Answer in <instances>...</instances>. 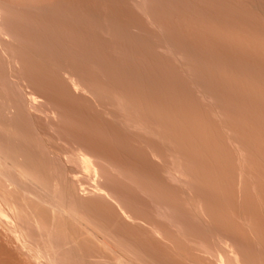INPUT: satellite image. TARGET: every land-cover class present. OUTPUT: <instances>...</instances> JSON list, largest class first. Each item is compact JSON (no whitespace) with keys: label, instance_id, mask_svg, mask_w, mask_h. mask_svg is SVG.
Listing matches in <instances>:
<instances>
[{"label":"rangeland","instance_id":"obj_1","mask_svg":"<svg viewBox=\"0 0 264 264\" xmlns=\"http://www.w3.org/2000/svg\"><path fill=\"white\" fill-rule=\"evenodd\" d=\"M0 8V143L123 255L80 238L72 264H264V0ZM18 245L0 222V264L34 263Z\"/></svg>","mask_w":264,"mask_h":264},{"label":"bare ground","instance_id":"obj_2","mask_svg":"<svg viewBox=\"0 0 264 264\" xmlns=\"http://www.w3.org/2000/svg\"><path fill=\"white\" fill-rule=\"evenodd\" d=\"M0 32L6 35V37L9 36L7 35L8 33L6 34V31L1 27V25H0ZM27 96L29 97V95ZM37 101H39V99H37V96L35 97V95L33 96L31 94V97H29V105L30 104L32 105L27 106V108L37 105L39 103V102L37 103ZM26 104L24 103V105ZM1 143H0V222L5 224L9 228L12 237L19 244L18 246H20L22 251L25 253L26 257L30 260V262L33 261L35 264H70L71 263L70 261L73 257L69 256L68 258L69 251L67 247L69 246L70 242L72 243V245H78L79 242H80L79 244H81L80 238L81 239L83 238L85 240L86 239L92 240V243L96 242L95 245L99 244L101 246L100 248L103 247L110 250L111 252H117L120 255H122V253H120V251H118L104 236L103 234L104 230L103 233L100 232L99 228H96L95 227L96 225L94 224L95 225L94 226L91 223L92 218L88 221L85 218L86 216L84 217L83 216L84 214L82 215V212L81 213L79 212L80 211L79 207H78L79 210L78 211L77 208H75V206L69 203L68 200L70 199L67 200V198H69V195L67 197V193L69 192H67V190L71 188H67L68 184H64L63 182L64 185H67L65 186L66 187L65 188L61 186L62 183H59L61 181L59 180L56 181V179L53 180L54 178L53 179L49 178L52 182L48 179L49 182L47 183L45 178L39 176L42 173L41 171L37 176L36 173L30 169L31 166L30 165L27 166L29 163L33 164L29 162L30 160L25 159L26 157L24 158V160L28 161L26 165L25 161L23 160L24 156L23 157H21L22 155L18 156L20 153L16 155L17 153L15 152L17 151H14L15 153L14 154L13 150L12 151L10 150L13 148V147L10 148L11 143H9L10 145L5 143L10 149L4 147V145H1ZM77 154H75L77 165L82 169L83 173H85L88 176V179L90 178L92 181H94L90 184L95 187V189L100 194V196L105 195L106 197L107 194L104 191L105 188L103 189V187L100 186L103 185V183L101 182V184H98L99 180L102 181V179H100L101 170L99 165L97 164V161H95L96 158L93 159V156L91 157L89 156V154L88 155L86 153L83 154L82 152L81 153L78 152ZM36 169L39 171L38 168ZM69 175L70 174H68V176ZM84 177L85 176H83V178ZM41 178H43L45 181L42 180ZM80 184L81 183H79L78 185ZM71 186H72V191L77 189L76 187H74L73 190V186H76L75 184L74 185L72 184ZM83 186L80 185V188L83 189ZM77 187L79 190L80 189L79 186ZM91 189L93 188L91 187ZM87 191H84V195H86L85 192ZM74 192L77 193L76 190ZM81 193H83V191ZM77 194L74 195L73 192L72 194L70 193V195H74V196H77ZM91 194L93 195V192ZM83 199L85 198L83 197L82 200ZM73 200L74 197L72 201ZM108 200H110L109 197ZM79 206H81V204H79ZM89 217L87 216L88 219ZM70 227L76 228L77 232L79 231L80 234L75 231L76 229L74 230V232L77 233L76 236L74 235V233H73L74 236L68 234L69 233L68 230L71 231ZM68 235L70 238L67 237ZM68 238L70 240L67 241ZM86 241L85 243H87ZM79 246L81 245H78V248ZM72 247L76 248L75 246Z\"/></svg>","mask_w":264,"mask_h":264}]
</instances>
